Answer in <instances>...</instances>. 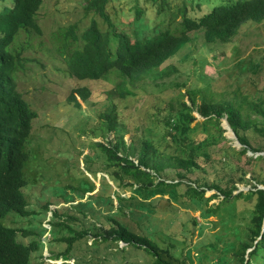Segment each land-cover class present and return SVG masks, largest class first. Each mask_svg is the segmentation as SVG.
I'll use <instances>...</instances> for the list:
<instances>
[{
  "label": "trees",
  "instance_id": "obj_1",
  "mask_svg": "<svg viewBox=\"0 0 264 264\" xmlns=\"http://www.w3.org/2000/svg\"><path fill=\"white\" fill-rule=\"evenodd\" d=\"M43 1L8 0L4 4L5 0H0V264H33L31 253L35 243L18 240L19 233L28 231L6 225L3 219L9 213H28L27 200L23 194V188L27 185L25 167L30 159L27 144L38 114L17 87V72L25 65L22 55L25 46L18 44L22 34H42L37 15ZM112 1L85 0L84 14H97L106 29L102 30L98 21L92 18L79 34V22L72 23L60 31L58 50L65 70L77 79L101 80L112 72L118 73L121 77L117 89L120 99L134 95L129 85L139 80L168 76L171 71L168 72L166 68L161 70L162 65L190 41V33L203 30L206 43H228L234 39L244 22L264 21V0L225 3L201 16L190 14L191 7L201 8L200 3L194 0H187L191 5H187L186 1L177 9L168 0H146L157 15H171L166 27H156L155 31L144 34L139 25L149 8H142L138 0H134L130 11L133 14L132 23L138 27L129 33L119 28L114 15L119 16L120 10L117 7L109 9ZM178 15L181 19L177 26L172 27ZM244 67L245 64H241L242 71ZM242 77V72L237 73V80L240 81ZM236 82L233 90L222 92L221 99L203 100L199 104L192 92L182 93L180 86L183 84L180 82L172 80L154 84L159 94L149 106L141 125L135 128L130 143L125 140V132L130 129L125 127L124 106L110 98L106 111H101L100 119H106L105 128L107 132L114 133V138L94 142L93 149L95 157L105 162L104 169L113 182V199L108 202L112 214L107 216V226H98L96 240L123 243L122 248L129 247L133 251L141 249L150 256L151 264H190L193 261V249L190 248L191 243L187 242L191 236L187 221L195 224L197 219L190 211H184L171 221V201L178 199L175 189L180 182H166L160 176L168 168L193 171L213 165L211 147L218 143L219 137H224L225 130L221 126L223 117H226L238 141L244 146L238 154L263 150V145H252L251 134L258 131L264 135V99L249 100L248 93L242 91V85L236 88ZM170 88L179 91V95L176 92L177 99L173 100L175 94L169 95L168 99L163 95L165 89ZM76 94L82 100H88L90 92L88 88H79L68 98L70 102L80 105ZM185 95L189 96L190 102L185 101ZM245 105L246 111L243 110ZM194 110L205 120L192 126L196 120ZM208 125L214 126V131L209 130ZM223 152L224 157L229 156L225 149ZM257 159H264V156H258ZM203 185L189 187L186 195L191 197L187 206L198 207L205 223L218 213L222 205L231 206L237 200H240V206L252 203L251 207L245 208L248 223L234 222L231 230L234 237L225 241L221 248L223 257L217 264H264V189L255 186L248 192L239 191L235 194L234 191L238 190L235 183L226 187L217 182H205ZM205 188L216 191L205 197ZM126 189L132 191L128 197L123 195ZM166 195L170 196L167 198ZM220 195L223 199L217 208L207 206L210 200ZM133 206L144 210L139 213V222L136 221L139 232L127 226L121 218L122 215L132 218L136 214ZM161 224L167 225V230L160 227ZM207 227V224H200V233ZM163 229L180 241L182 246L176 242L162 245L156 233ZM172 230L175 233L170 234ZM246 232L248 238L244 239ZM85 233L77 232L75 237ZM75 237L69 238L70 241ZM214 239L219 242L221 238L214 236ZM211 243L209 246L213 247V252L220 249L217 242ZM200 251L198 259L201 264L203 259H211L209 250ZM121 260L119 264H135L134 261L126 260L125 256Z\"/></svg>",
  "mask_w": 264,
  "mask_h": 264
},
{
  "label": "rangeland",
  "instance_id": "obj_2",
  "mask_svg": "<svg viewBox=\"0 0 264 264\" xmlns=\"http://www.w3.org/2000/svg\"><path fill=\"white\" fill-rule=\"evenodd\" d=\"M168 1L177 9L187 0ZM235 1L237 0H194L195 3H200L201 8L191 7L190 14L201 16L215 6ZM7 2L5 0L4 4ZM85 4V0H44L37 15L42 34L20 36L18 45L25 46L22 54L25 65L17 72V87L38 116L33 122L27 144L30 159L25 167L27 185L23 188V194L27 200L28 213H9L3 222L28 231L25 234L19 233L18 240L35 243L31 253L33 264H119L123 256L135 264H151L150 256L145 255L141 249L133 251L129 247L122 248L123 243L100 242L95 237L98 226H107V216L112 214L108 202L113 199L114 191L113 182L104 169L105 162L95 157V148L93 149L94 142L114 138V133L107 132L105 128L106 119H100L101 111H106L110 98L115 103H122L125 127L130 129L125 132V140L130 143L135 128L141 125L149 106L159 94L158 87L154 86L156 83L172 80L180 82L183 84L180 86L182 93L192 92L199 104L203 100L221 99L222 92H230L235 88L237 73L242 72L243 77L240 81L237 80L236 88L242 85V91L248 93L249 100L264 99V21L244 22L234 39L228 43H206L203 30L190 33V41L162 65L161 70L166 68L168 72L171 71L168 76L139 80L129 85L134 95L120 99L117 89L121 77L118 73L112 72L101 80H80L65 70L58 50L60 31L79 22L80 34L92 18L98 21L102 30L106 29L105 23L97 14H84ZM134 4V0H113L109 5L110 10L114 7L120 10L119 16L114 15V18L117 19L119 28L129 33L138 27L132 23L130 7ZM138 4L142 8H149L139 25L144 34L155 31L156 27L167 26L170 13L157 15L146 0H138ZM187 5L191 4L188 2ZM180 19V15L176 16L171 26H177ZM243 63L245 67L242 71L240 67ZM79 88H88L90 92L88 100H82L76 94L80 105L68 100ZM176 92L179 95L177 88L173 91L171 88L165 89L163 95L167 98L175 94L172 96L175 100ZM184 99L190 102L188 95ZM246 106L243 107L244 111L247 110ZM193 114L196 120L192 126L205 120L196 110ZM226 120L223 117L221 123L225 130L224 137H219L218 143L211 147L213 165L193 171L168 168L160 176L166 182H180L175 189L178 199L171 201V221H174L179 212L184 211H190L197 219L195 224L187 221L191 233L187 242L191 243L190 248L193 249V261L190 264H201L198 259L201 249L203 252H211V259H203V264H217L220 257H223L221 248L225 241L234 237L231 232L234 222L248 223L245 208L251 207L252 203L240 206V200H237L231 206L222 205L218 213L205 223L198 207L187 206L191 201V197L186 195L189 187L203 185L205 182H217L223 187L235 183L238 188L234 191L235 194L239 191L248 192L255 186L264 189V159H257L258 156H264V148L259 152L249 150L246 155L238 154L244 146L230 132ZM208 129L214 131V126L208 125ZM200 130L204 131L202 127ZM251 141L255 147L264 146L263 133L252 132ZM223 149L229 154L228 157H224ZM215 191L205 188L204 196L209 197ZM131 194L132 191L126 189L123 195L128 197ZM168 196L170 195H166L167 198ZM222 199L223 196H216L207 206L217 208ZM55 209H58L57 212L52 213ZM133 209L136 214L132 218L125 215L121 218L127 226L139 232L136 221L140 211L144 210L137 206H133ZM200 224L208 225L203 233H200ZM160 227L168 228L163 224ZM166 230L156 233V238L162 245L170 242L181 244ZM81 231L86 233L75 237ZM172 233L175 230L170 234ZM169 236L171 238L168 241ZM214 236L220 237V241L214 239ZM243 236L244 239L248 238L247 232ZM71 237L75 239L70 241ZM211 242H217L220 249L213 252V247L209 246Z\"/></svg>",
  "mask_w": 264,
  "mask_h": 264
},
{
  "label": "water",
  "instance_id": "obj_3",
  "mask_svg": "<svg viewBox=\"0 0 264 264\" xmlns=\"http://www.w3.org/2000/svg\"><path fill=\"white\" fill-rule=\"evenodd\" d=\"M226 123H227L228 129L230 130V132L234 135L235 138H237L236 135H235V133L233 132L232 128L230 127V125H229V123H228L227 120H226ZM238 142H239V141H238ZM239 143H240V142H239Z\"/></svg>",
  "mask_w": 264,
  "mask_h": 264
}]
</instances>
